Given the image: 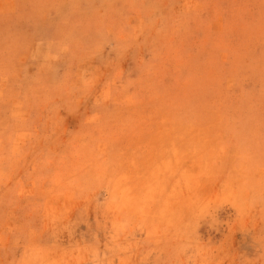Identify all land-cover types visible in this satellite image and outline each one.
<instances>
[{
  "label": "rangeland",
  "instance_id": "obj_1",
  "mask_svg": "<svg viewBox=\"0 0 264 264\" xmlns=\"http://www.w3.org/2000/svg\"><path fill=\"white\" fill-rule=\"evenodd\" d=\"M0 1L7 245L264 264V0Z\"/></svg>",
  "mask_w": 264,
  "mask_h": 264
},
{
  "label": "crops",
  "instance_id": "obj_2",
  "mask_svg": "<svg viewBox=\"0 0 264 264\" xmlns=\"http://www.w3.org/2000/svg\"><path fill=\"white\" fill-rule=\"evenodd\" d=\"M4 1V0H2ZM8 4H5L4 2L0 1V5H2L3 7H6V9L0 11V12H8L11 10V4H9V1L7 2ZM13 11V9H12ZM262 180H260L261 183ZM262 203H264V201H262ZM1 204V203H0ZM264 210V208H263ZM33 214V210L30 211V214H17L14 216H10V217H6L7 214L0 213V223L2 225H0V264H21L22 261V255L23 256H28V264H38L36 261V257L39 256L40 254L41 257H44V264H47L49 261V254L47 252H49L50 250H45V248L42 247H37L36 245V232L32 231L31 229H29L30 227H28V231H25L23 233L25 239H26V243L23 245V247H20V244H16L15 242H13L12 245H7V242L10 240V238L13 239H17L21 237V233H13L11 231L7 232L5 230V224L6 222H21L22 219H27V217H29L28 223L30 224L32 222L31 220V215ZM8 225V224H7ZM30 226V225H29ZM5 242V245H2L1 243ZM39 253V255H38ZM24 260V258H23Z\"/></svg>",
  "mask_w": 264,
  "mask_h": 264
}]
</instances>
